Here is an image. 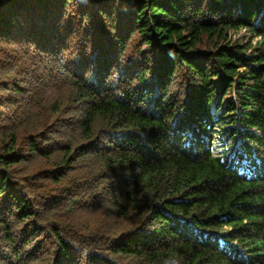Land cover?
Listing matches in <instances>:
<instances>
[{"label":"trees","instance_id":"trees-1","mask_svg":"<svg viewBox=\"0 0 264 264\" xmlns=\"http://www.w3.org/2000/svg\"><path fill=\"white\" fill-rule=\"evenodd\" d=\"M0 264H264V0H0Z\"/></svg>","mask_w":264,"mask_h":264},{"label":"rangeland","instance_id":"rangeland-1","mask_svg":"<svg viewBox=\"0 0 264 264\" xmlns=\"http://www.w3.org/2000/svg\"><path fill=\"white\" fill-rule=\"evenodd\" d=\"M244 32H246V30H243Z\"/></svg>","mask_w":264,"mask_h":264},{"label":"clouds","instance_id":"clouds-1","mask_svg":"<svg viewBox=\"0 0 264 264\" xmlns=\"http://www.w3.org/2000/svg\"><path fill=\"white\" fill-rule=\"evenodd\" d=\"M244 30H246V31H247V29H244Z\"/></svg>","mask_w":264,"mask_h":264}]
</instances>
